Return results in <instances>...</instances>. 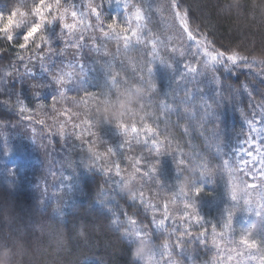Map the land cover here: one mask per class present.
Listing matches in <instances>:
<instances>
[{
  "label": "trees",
  "instance_id": "16d2710c",
  "mask_svg": "<svg viewBox=\"0 0 264 264\" xmlns=\"http://www.w3.org/2000/svg\"><path fill=\"white\" fill-rule=\"evenodd\" d=\"M129 1L135 0H44V9L50 5V10L37 13L39 0H0V12L13 13L5 23L15 25L14 41L7 40L8 33L0 35V129L34 120L54 127L73 114L83 154L100 145L102 166L81 165V193L59 214L53 205L40 203L36 194L20 188L26 179L0 174V264H143L137 258L143 236L135 235L136 225L146 231L153 248L169 243L176 255L171 235H184L180 244L191 248L196 264H214L213 245L221 248L227 236L231 244L241 246L242 237L257 240L259 251L242 248L260 264L256 257L264 259V213L258 205L264 197V179L256 177L252 164H239L237 148L249 140L256 120L264 121V0H176L190 37L210 51L240 58L236 63L226 61L227 67L204 66L201 72L184 66L192 42L181 38L176 25L173 34L164 27L161 10L145 12L139 42L132 37L125 47L122 37L103 35L113 20L100 15L98 20L87 8L91 3L99 14L112 18L114 12L125 11ZM78 3L87 11L74 33L62 26L61 17L71 14ZM41 15L45 22L39 34L27 49H18L24 30L40 23ZM132 26L137 28L136 23ZM61 76L65 79L58 84ZM125 79L127 83H122ZM44 98V104H35ZM133 122L154 129L155 136L148 133L149 140L137 141L121 127ZM115 163L125 168L121 183L125 191L115 187ZM233 178L235 191L242 193L240 197L235 193V199ZM172 185L199 188V198L177 196L172 201L168 188ZM135 189L149 196L148 204H138ZM164 201L172 219L194 209L211 223L187 230L174 226L170 234L167 229L159 231L153 220ZM247 218L251 219L242 225ZM128 220L134 222L129 238L122 229ZM196 236L203 244L191 247Z\"/></svg>",
  "mask_w": 264,
  "mask_h": 264
},
{
  "label": "rangeland",
  "instance_id": "374dc122",
  "mask_svg": "<svg viewBox=\"0 0 264 264\" xmlns=\"http://www.w3.org/2000/svg\"><path fill=\"white\" fill-rule=\"evenodd\" d=\"M154 1L157 2L158 7L154 4ZM154 1L135 0L132 4L129 1L128 3H125L126 5H129L126 10L122 13L118 11L114 12L112 14V18H110L109 15L102 14L101 12L99 15L100 18H103V20L106 19L111 23L113 20V22L116 23L117 27L120 28L128 27L129 22L131 23V26L132 24L135 25L136 21L134 17H131V13L135 10V7H141L144 12L150 11L152 9V11L156 13H161L159 12L161 10L163 14L159 15V17H162L161 20L164 24V27H166L169 31L171 30L173 34V29L176 25L180 32L183 33L184 38H181L185 40L189 39V41L192 42L190 43L188 48L190 50V53L183 60V64L186 69L190 70L191 68H194L197 70V72H201L204 66H210L211 64H213L214 62H211L209 60V57L205 55L207 46L203 42L199 43L196 39L190 37L192 35L190 34V31L188 30V27L184 22L181 11L179 13L178 9H181V7L178 6V2L176 0H164L165 4L162 2V5H160L158 0ZM117 2L120 3V1ZM166 2L169 5H167ZM111 8H114L113 4L111 5ZM73 11L79 14L77 19H75V22H73V16L71 14L64 16L63 20L66 24L74 25V28L71 31L77 33L75 29L78 28V26L83 22L82 18L86 16L87 10L86 8H80L78 3L76 9L72 10V12ZM64 24H62V26ZM172 34L170 33L168 35L169 40L173 38ZM110 35L116 36L115 33H111ZM174 35L176 36V32L174 33ZM207 50L210 51L209 49ZM193 71L195 72V70ZM48 97L49 95L46 97V99ZM44 101L45 98L42 99V101L41 99H36L35 104H37L38 102L39 104H44ZM31 119L32 118H29V120ZM66 119L68 120L66 122L63 120L61 122H56L54 127L53 124L46 123L45 125L44 123L41 124L37 120H34L33 122H29L30 124H25V126L16 125L10 126L8 128L3 127L0 129V174L5 178L16 175L26 179L28 183H25V187L20 186V188L23 187L22 189L27 191L29 190L34 195L36 194L40 200V203L42 201L48 202L49 204L53 205L56 209L55 212L57 214L63 212L61 210H65L66 207L74 201L75 196L80 195L81 193V186L79 185L78 180V177L81 176L80 170L83 168V166L81 165H86L88 169H91L92 167L102 169L98 154L101 150L100 145L94 147L95 149H91V151L93 152H91L90 154H83V147L81 148L82 145L79 141V136L81 134L79 129L80 127L78 125L75 126L77 120H75L73 114L68 115ZM61 125L64 129L63 134H61L59 131ZM135 125L138 129H143L136 122ZM253 129H255V131ZM251 130L252 135L249 140H254L255 143L250 144L249 140L240 143L239 147L237 148L240 156L239 164L243 166L246 163L252 164L253 169L256 172L255 175L258 178L260 177L259 169L261 165L258 162H249L251 161V158L247 155V152L252 151L255 155L256 147L258 146L261 147V150L263 151L264 131L262 130H264V121H261L258 118L255 124L251 126ZM257 133H259V135H257ZM129 134L137 141H141L142 139L149 140L151 138L149 134L137 135L134 132H129ZM80 140L82 141V138ZM94 156H96L98 159L94 158ZM189 159L191 161L193 158L191 157ZM105 169L107 170V168ZM112 173L115 175V187L125 191L124 185L121 184L123 183L125 168L123 166H120L118 163H115L112 166ZM144 174L147 175L148 173L145 172ZM127 181L129 182V180ZM168 188H171L170 193L171 196H173L172 201L174 200V198H177V196H179L182 200L199 198V194L197 195L195 193L196 188L193 186L181 187L172 185ZM235 193L236 195L239 194V197L240 194H242L240 191H238V189L237 191H235ZM134 195H136L134 197L138 199V204H141L142 202H146L148 204V202L150 201L148 199L149 196L139 192L138 189L134 190ZM262 197L263 196H261V198ZM156 205L158 204L152 202V206ZM189 207L190 208L188 209L192 208L191 206ZM248 209H250V207L247 206L246 212H248ZM169 212L170 211L168 205L166 201H164L163 203H161V211H159L158 213L156 212L154 216L153 227L155 229L159 231H164L167 229L166 231H168L170 234L174 232L172 231V228L174 226L175 230H177L178 225H180L183 230H187L194 225H199V227H201V225H204L205 227H207L211 223L209 222V220H206L205 215L197 213V216L194 212V209H191L190 211L183 210L180 218L179 215L177 216V218L179 219L170 218L171 215ZM247 215L252 216L249 213ZM197 217H199L200 219L197 220ZM161 219L165 221L163 225L159 224ZM249 219L251 218H247V220H244L242 225L246 226ZM115 221L117 224V220ZM128 222L129 224L124 225L122 229L124 234L129 238L131 236V228L129 229V227L134 224V222L131 220H128ZM211 226L215 227L216 225L212 223ZM134 233L136 236H143L142 241H140V247L137 257L143 262V264H196L194 261L196 257L190 254L191 248L187 250L185 246H182L180 244L185 237L183 238L184 235L179 234V232L171 235L173 237L174 244L176 243L177 245V255L172 253V248L170 247L169 243H164L162 246L153 248L149 244V239L146 237V231L144 229H141L138 225L135 226ZM200 237L206 238V234H201ZM223 240H221L222 243L219 244L221 248L215 247V245H213L215 249L213 251V259L215 260L214 264H255V261L254 263L252 262V258L254 257L253 253L244 251L241 245L235 243L231 244L232 242H230L229 236L225 237V240L230 244H228L225 240L223 242ZM202 244V240L197 236L191 241V247L195 245L200 246ZM211 246L212 245H210V247ZM249 256H251V258H249ZM243 260L251 261L242 263ZM207 264L211 263L207 262Z\"/></svg>",
  "mask_w": 264,
  "mask_h": 264
},
{
  "label": "snow or ice",
  "instance_id": "6c2138e0",
  "mask_svg": "<svg viewBox=\"0 0 264 264\" xmlns=\"http://www.w3.org/2000/svg\"><path fill=\"white\" fill-rule=\"evenodd\" d=\"M51 6L49 5L48 9H44V0H39L36 8H35V12L37 13H43L46 10H50ZM87 8L90 9L93 14L96 15L97 19L99 20V11L96 7H94L91 3L87 4ZM13 15V13L11 11H9V13L7 14V16H5L4 13L0 12V35H4V33H8L7 35V40L9 42L14 41V36L12 35L13 32V28L15 27L14 24H12L11 22L9 23H5L6 20H8L11 16ZM71 15L73 16L74 19H77L78 17V13H76L75 11H73L71 13ZM131 17H134L136 24H137V28H132L131 23L129 22L128 27H120L118 28L117 25L115 24V22H113L112 24L108 25V32H104L103 35H109L111 33H115L118 37H122L125 41V47L129 46L130 43V39L132 37H136L137 38V42H139V36H140V32H139V28L141 26H146L145 21H146V13L141 9V7H135V10L131 13ZM43 15L40 16V23L31 26L29 29L24 30L23 35L21 37V42L16 45V47H18V49L20 50H25L28 48L31 39H33L36 35L39 34V32L42 29L43 26ZM61 20L63 21V17H61ZM51 21L49 20V23ZM64 28L69 29V31L73 30L74 25H69V24H64L63 25ZM129 33H131V35H129ZM205 55H207L209 57V60L211 62L214 63H218V64H223L225 67H227V64L225 63L226 61H231L232 63H236L238 61V59H240L235 53H230L225 55L222 52H215L213 51H208L206 49L205 51ZM190 70H195L194 68H191ZM152 69L149 68L148 72L149 74H151ZM67 75H71V73H68ZM64 77L61 76L57 79V83L61 84L64 81ZM118 79V78H117ZM122 83H127V80L125 79L124 81H121ZM116 84V80L113 81L111 87L109 88V91H112L113 88L115 87ZM90 101L94 100L95 97H89L88 98ZM21 111H24L25 109L21 108ZM41 124L44 123V121H40ZM84 125L87 126V129L90 130L91 125L85 121ZM121 127L127 131V132H134L137 135H141V134H145L147 135L148 133H151L153 136H155V130L152 128H148L147 126H145L142 130L138 129L135 125V123H132L131 125L128 124H121ZM255 131V129H253ZM60 133L63 134V126L61 125L60 129H59ZM264 131V130H262ZM257 135H259V133H257ZM152 143L154 145H158V141L156 139L152 140ZM250 144H254L255 141L254 140H249ZM111 151V150H109ZM157 151L159 152V149L157 148ZM247 155L251 158V161L249 162H258L261 167L259 169L260 171V178L264 179V151L261 150V147H256V153L255 155L253 154L252 151H248ZM227 164V162H225ZM179 165H177V171L179 172ZM118 168V166H117ZM232 183V191H233V199H235V190H236V183H235V179L233 178L232 180H230ZM250 187L255 188L256 185H251ZM201 192V189L196 188L195 189V193L198 195ZM259 208L261 209V211H264V197L261 198V200L259 201ZM232 218V210L228 211V222L231 221ZM200 218L197 217V220H199ZM165 223V221L163 219L160 220L159 224L163 225ZM225 227L229 226V223H226L224 225ZM241 244L242 247L244 249H255L257 251L260 250V241L257 240H249L246 237H242L241 238ZM256 259L260 260V264H264V259L260 258V257H256Z\"/></svg>",
  "mask_w": 264,
  "mask_h": 264
}]
</instances>
